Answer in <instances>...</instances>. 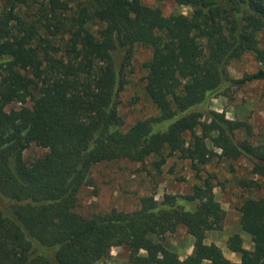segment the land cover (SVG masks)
<instances>
[{"label": "trees", "instance_id": "16d2710c", "mask_svg": "<svg viewBox=\"0 0 264 264\" xmlns=\"http://www.w3.org/2000/svg\"><path fill=\"white\" fill-rule=\"evenodd\" d=\"M174 2L189 11L143 0H0V264H110L117 246L130 264H264V195L238 206L253 247L230 235L226 246L240 255L231 261L205 241L225 217L207 178L188 194L142 196L129 212L77 210L94 165L122 158L154 157L160 169L174 154L195 167L246 157L261 181L240 183L264 188V144L251 141L248 122L209 107L232 86L264 79V0ZM137 46L150 51L143 89L157 115L125 127L119 96ZM245 53L260 67L235 79L228 65ZM31 143L46 151L27 162ZM179 225L193 238L184 258L165 241Z\"/></svg>", "mask_w": 264, "mask_h": 264}, {"label": "rangeland", "instance_id": "374dc122", "mask_svg": "<svg viewBox=\"0 0 264 264\" xmlns=\"http://www.w3.org/2000/svg\"><path fill=\"white\" fill-rule=\"evenodd\" d=\"M143 1L161 7L165 13L189 11L186 6L176 5L174 0ZM149 57V49L136 47L134 71L119 96V112L125 119V127L138 119L157 115L156 108L143 89L145 71L142 63ZM259 67L260 63L254 55L245 53L229 63L228 71L231 77L237 79L255 72ZM13 106L16 104L8 105L7 109ZM209 107L223 111L228 118L248 122L253 131L251 141L264 144V79L232 86L227 96L212 98ZM244 135V131L238 133L239 137ZM45 151V148L31 143L24 149L23 157L30 162ZM154 160V157H149L143 162H137L122 158L95 164L91 173V185L83 186L79 191L77 210L84 215L94 211H107L113 207L129 212L139 207L142 196L153 194L160 199L164 193L188 194L195 184L207 178L214 185L215 197L225 210V217L221 228L207 231L205 241L217 244L228 260L239 261V253H233L227 248V238L239 233L243 246L248 249L253 247V238L240 228L238 206L248 197L264 195V188L247 189L240 183L241 180L254 178L261 181L258 176L250 173L251 162L246 157H215L208 164L195 167L188 159L174 154L166 158L160 169H156ZM165 241L180 258L192 252L193 238L183 225H179L174 233L167 234ZM128 254L123 246L113 247L107 261L110 264H130ZM96 264L103 262L98 261Z\"/></svg>", "mask_w": 264, "mask_h": 264}]
</instances>
